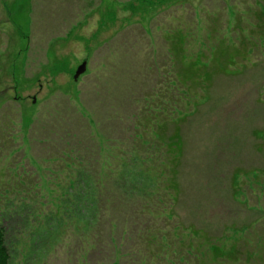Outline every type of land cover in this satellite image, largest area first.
<instances>
[{
	"label": "rangeland",
	"instance_id": "obj_1",
	"mask_svg": "<svg viewBox=\"0 0 264 264\" xmlns=\"http://www.w3.org/2000/svg\"><path fill=\"white\" fill-rule=\"evenodd\" d=\"M0 227L9 264H264V0H0Z\"/></svg>",
	"mask_w": 264,
	"mask_h": 264
},
{
	"label": "trees",
	"instance_id": "obj_2",
	"mask_svg": "<svg viewBox=\"0 0 264 264\" xmlns=\"http://www.w3.org/2000/svg\"><path fill=\"white\" fill-rule=\"evenodd\" d=\"M132 136L134 137L133 138L134 141H136L137 140V136L135 137V134H133ZM138 139H140V138H138ZM74 150L75 149H73V151ZM73 151L71 153H73ZM67 157H68V159L71 158L69 156H66V158ZM75 163L76 162H73L72 159H70V163L66 164V174H68V175L74 174L75 176L67 178V182L63 185V188L65 189V191L63 190L64 192L62 191V194L64 196H66L65 198L69 199V197H71L69 194L72 193L73 188H75V187L79 188L80 190H79V192H77V194L80 197V200L83 201V202H84V200L85 201L89 200V202H90L89 206H93L94 203H95V200H94V198L93 199H89V197H93V195L99 194V192L96 191V188H98V186L100 187V186H103V185L102 184H98V186L97 185L94 186L92 184L90 173L88 171H85V169L76 170L74 168V164ZM128 169H130L129 172H133V174H129L128 173L127 176H126V179H127V177H129V176L131 177L132 176V181H134L136 184H138L140 186V183L138 181V177L141 176V173L138 172V167L132 166V167H130ZM97 176H99V175L97 174ZM117 180L119 181V177H118ZM77 181H82L84 184H80V183L79 184H75V182H77ZM148 184H150V182H148ZM92 185H93V188H92ZM126 186H128V183H127ZM150 186H153V184H150ZM87 196H89V197L87 198ZM157 212L166 213V210H160V207H159V210H157ZM9 261H10V256H9V251H8V248H7V245H6L5 230L2 227H0V264H9ZM160 263H157V264H160Z\"/></svg>",
	"mask_w": 264,
	"mask_h": 264
},
{
	"label": "water",
	"instance_id": "obj_3",
	"mask_svg": "<svg viewBox=\"0 0 264 264\" xmlns=\"http://www.w3.org/2000/svg\"><path fill=\"white\" fill-rule=\"evenodd\" d=\"M85 71H86V63L84 62V63H82V64L77 68V70H76V72H75V74H74V77H73L74 81H77L78 78H79L82 74L85 73Z\"/></svg>",
	"mask_w": 264,
	"mask_h": 264
}]
</instances>
